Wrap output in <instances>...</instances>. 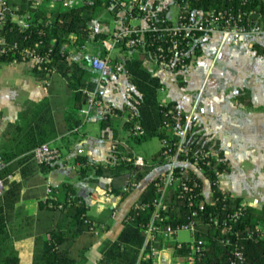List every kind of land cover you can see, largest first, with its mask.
Masks as SVG:
<instances>
[{
    "label": "trees",
    "instance_id": "16d2710c",
    "mask_svg": "<svg viewBox=\"0 0 264 264\" xmlns=\"http://www.w3.org/2000/svg\"><path fill=\"white\" fill-rule=\"evenodd\" d=\"M33 0H8L11 7L6 21L0 28L8 42H16L19 48H35L37 53L47 54L46 69H34L37 78H47L51 72L63 77L68 89L74 95L73 110L81 108L85 103L86 91L94 87V73L89 69L90 56L88 48L94 51L93 55H104L106 49L103 40L110 35V31H95L90 22H108L117 18V7H110L114 0H92L91 3L80 6H59L46 9L42 6L32 8ZM130 0H117L121 2ZM145 4V11L141 16L153 19L158 27L171 24L166 16V9L154 10L156 0H135L137 6ZM179 10L190 13L208 11H231L240 17L241 24L250 22H264L259 15L264 13V0H175ZM153 12V13H152ZM13 13L26 15L24 25H18L12 18ZM125 17V22L128 16ZM159 31H146L145 44L135 51L129 52L125 44L121 45V52L129 56L124 60L125 69L130 77L133 88L141 94L138 105V120L143 129L142 134H134L130 129V122H124L130 137L136 143L156 137L161 147L149 157H145L143 165H137L133 159H127L131 153L117 148L112 159L106 162H92L85 155L78 154L73 162L78 167V178L87 182L96 183L100 177L113 179L121 175L132 177L134 184L141 181L150 171L159 165L165 164V156L174 151L173 128L184 122L185 113L177 106L176 101L163 102L160 99V90L164 87L160 78L154 75L144 65L146 59L159 64L156 58L168 49L167 36L160 35ZM82 54L79 58L71 55V50ZM252 49L264 56V47L254 43ZM200 48L196 50V55ZM20 61V56L17 55ZM156 58V59H155ZM13 56L0 54V65L10 62ZM116 59V58H115ZM190 60L181 67L187 68ZM180 71L173 70L177 79H181ZM114 113L119 109L113 108ZM81 119H75L69 129L77 126ZM110 117L100 121L102 129L110 127ZM197 126L195 125V128ZM53 122L51 108L47 100L41 102L26 101L18 114V121L4 133V142L0 147V160L6 165L0 170V178L7 189L0 196V262L2 264H19L17 251L8 242L12 237L20 238L33 234L30 231L35 221L34 216L28 215L21 207H15L20 183L10 181L9 175L17 168L19 160L31 159V150L36 146L48 142L57 136ZM202 139L193 148L200 147L217 150L216 156L199 157L198 164L203 170L210 185V198L206 200L202 192V180L190 173L184 179L186 187L180 183L171 186L165 196L166 211L164 220L159 222L156 232V243L159 249H171L172 257H183L185 264H234L237 261L236 252L242 253L240 264H264V207L261 209L244 204L242 197L224 190L219 184V175L229 170L228 163L218 145L203 133ZM30 152V153H28ZM42 169L50 170L49 164H39ZM157 178L148 183L139 199L131 206L121 221V227L114 240L108 241L101 249L98 264H155L151 258L140 257L145 241L144 229L153 213V201L156 197ZM193 181L198 184L193 186ZM40 210L52 213L54 223L44 232L35 235L32 264H83L85 247L73 248L75 240L82 233L93 232L99 222V217L92 216L84 199L77 195L71 182H62L52 187L45 199L39 200ZM192 213L194 215L192 216ZM192 216L196 229L192 233V241L182 242L179 246L171 240H164L162 230L166 225L176 228ZM216 220V223L214 222ZM48 236V237H46ZM202 240L200 251H193V245ZM151 243L146 244L144 253L150 250Z\"/></svg>",
    "mask_w": 264,
    "mask_h": 264
},
{
    "label": "crops",
    "instance_id": "0c3cea01",
    "mask_svg": "<svg viewBox=\"0 0 264 264\" xmlns=\"http://www.w3.org/2000/svg\"><path fill=\"white\" fill-rule=\"evenodd\" d=\"M156 1L161 8L166 9V16L169 18V7L171 3L176 4L175 0ZM59 5L56 4L55 7ZM102 23L105 22L92 21L90 26L95 31L112 32L120 24L119 16L106 22V25ZM132 23L146 24L144 20ZM210 37L209 45L213 48H219L227 42L222 43L221 37L217 34ZM250 40H254L253 44L257 43L264 47V35L244 37L237 44L247 47ZM253 44L249 46V49L245 48L241 53H237L236 87H230L229 83H221L220 86L213 84L211 94L209 93L201 101H198V96L203 88L206 74L197 77L198 65L186 73L188 78L184 76L187 69L180 71L183 77L181 79H177L176 73L162 68L151 59H146L144 65L164 84L160 93L166 92L168 85L174 87L175 91L168 94L169 100L176 101L178 108L185 114L192 111L198 131L214 141L218 145V150L223 152L229 170L219 175V177L224 176L226 181L225 186L219 182L220 186L242 197L246 205L261 209L264 207V173L262 172L264 169L260 168L258 153L264 145V56L252 49ZM71 55L74 58L82 56L79 52H73ZM128 56L120 51L114 53L116 59L123 61ZM201 56L200 52L197 62L200 61ZM1 68H3L1 83L2 88L7 89V100L0 107V147L4 142L6 130L18 121V114L23 104L26 101L47 100L58 132L57 136L48 142L61 150V158L54 164H50L53 167L50 170L42 169L32 158L19 160L27 153L17 157L16 171L8 176L10 181L21 185L15 207L19 206L28 215L34 216L35 221L30 228L32 235L12 237L8 244L17 251L19 264H32L35 235L44 232L54 223L50 211L40 210L39 200L45 199L49 193V187H57L67 181L74 185L77 195L84 199L89 213L102 220L96 224L93 234L90 232L80 234L73 245L76 251L85 247L83 264H98L102 247L106 242L115 239L120 230L121 221L128 210L139 199L148 183L167 170L166 164L156 166L137 184H134L129 175H121L113 179L100 177L96 183L78 178L79 166L73 162L78 154L85 155L92 162L100 163L106 162L109 158L112 159L117 148L131 153L127 159L141 156L134 152L132 143L136 142L130 137L124 123L128 111L125 88L129 85L133 87L130 77L128 74H116L100 84L99 94L103 101L120 111L110 115L111 126L102 129L100 127L102 119L97 115H92L89 121L84 122L80 108L73 110L76 104L74 95L58 73L53 71L47 78H37L33 74L35 68L25 61L4 62L0 65ZM89 69L94 73L95 85L97 73L90 66ZM77 118H80L81 122L69 129V125L73 124ZM215 151L217 153V150ZM232 154L237 155L236 167L232 164ZM233 174H235L234 185L228 183ZM199 175L203 183L204 197L209 200L211 193L209 182L204 174ZM205 183L208 185L207 191H204ZM123 187L128 189L123 190ZM103 191H110L111 195L104 196ZM177 233L172 240L177 243L185 242L177 239ZM89 237L92 238L90 243L87 241ZM164 240L171 239L164 238ZM158 250H164L158 258L159 264H164L170 258L171 249L163 247Z\"/></svg>",
    "mask_w": 264,
    "mask_h": 264
},
{
    "label": "built area",
    "instance_id": "2783aa9c",
    "mask_svg": "<svg viewBox=\"0 0 264 264\" xmlns=\"http://www.w3.org/2000/svg\"><path fill=\"white\" fill-rule=\"evenodd\" d=\"M92 0H33L31 3L32 8L42 6L46 9L55 8L56 4H61L67 7L80 6L83 4L91 3ZM117 0L111 3L110 7H117L120 24L117 26L110 35L103 40V45L106 49L104 55H92L90 57V67L97 73L95 79V85L93 89L87 90L85 95V103L79 111L83 116V121L90 120L92 115H97L100 119H104L107 116L113 115L112 106L103 101L99 94V86L106 79L116 74H126L124 61L115 59V51L121 52V45L125 44V47L129 51H135L138 47L145 44V32L146 31H159L161 34L168 38V49L165 53H160L156 58L159 65L169 71L182 70L181 67L185 65L187 60H192L196 56V50H198L205 39L213 34H220L221 41H229L233 44L240 43L244 37H254L264 35V22H250L248 24H241V18L237 17L231 11L216 12L208 11L202 13H190L185 14V11L179 10L176 20L171 21V24H164L161 27L156 25L157 17L147 18L141 16L140 11H145V4L140 3L137 6L136 12H131L135 8L134 1L121 2L120 6L115 3ZM161 7L158 4L154 5V10H159ZM11 7L8 4V0H0V28L6 21L8 13H10ZM153 13V12H152ZM128 16V20L125 22V17ZM26 15L13 13L11 18L20 26L24 25V19ZM261 19H264V13L259 15ZM144 20L145 25H138L132 23L133 21ZM0 54H7L14 57L11 62H15L20 56V61L28 62L36 69H46L45 63L48 61L47 54L37 53L35 48L22 47L19 48L17 43H10L5 36L0 33ZM155 58V59H156ZM157 61V60H155ZM125 95L127 100L128 111L125 116L127 122L132 123L130 129L133 133L138 135L143 133V129L139 123L138 105L141 101V94L137 92L131 85L125 88ZM195 128L193 112L186 113L184 116V122L177 124L173 128V136L176 141L173 142L174 151L168 153L165 156V164L167 170L157 176L156 181V197L153 201V213L150 221L147 223L144 233L145 241L141 249L140 257L143 259L151 258L155 264H159L158 258L160 253L164 250H158L154 247L153 242L156 240L155 235L159 230V222L164 220L163 212L166 211L165 196L171 186L180 183L185 189L186 182L184 179L188 178L190 173L195 174L199 179L200 173L203 174L201 166L198 164L199 157L216 156V151L212 148H205L200 144V147L193 148V143L197 144L202 135L197 137L196 134L200 133ZM206 140H209L207 137ZM32 159L38 164H54L61 158V150L50 142H45L33 148L31 150ZM133 161L137 165H143L144 159L142 156H135ZM6 165L0 160V170ZM202 180V179H201ZM193 186L198 183L193 181ZM6 189L4 181L0 178V196ZM127 187H123V190H127ZM48 192H51V188H48ZM203 192V189H202ZM104 196L111 195L110 191H103ZM245 203H243L244 206ZM194 213H192V216ZM192 216H189L186 222L178 225L176 228H172L170 225H166L162 230L163 237L168 239L173 233H177L179 230H187L193 233L196 229V223ZM216 223V220L214 221ZM151 243L150 250L146 253L143 250L146 248V244ZM203 241L198 240L193 245V251L199 252ZM180 246L181 243H178ZM237 261L234 264H240L242 261V253L236 252ZM184 259L183 257H178Z\"/></svg>",
    "mask_w": 264,
    "mask_h": 264
},
{
    "label": "rangeland",
    "instance_id": "374dc122",
    "mask_svg": "<svg viewBox=\"0 0 264 264\" xmlns=\"http://www.w3.org/2000/svg\"><path fill=\"white\" fill-rule=\"evenodd\" d=\"M61 6V4L59 5ZM58 6V7H59ZM178 14V6L176 4L171 3L168 11L169 18L171 21H175ZM106 23V22H105ZM105 23H102L103 25H106ZM108 24V23H107ZM219 37H221L220 34ZM210 40L207 39L204 41V45L200 47V52L202 54L200 63L197 62L198 55L195 56L193 60L190 61V63L187 66V71L184 72V76H187L186 73L191 71L194 66H197V77L199 75L206 74V79L204 81L203 88L201 89L198 101H201V99L205 98L212 90L213 84L221 85V83H229L230 87H236L237 82V53H241V51L246 49H249L250 45L253 44L254 40H250L248 42L247 47H244L241 44H232L231 42L227 41L226 43H223L219 48H213L210 47ZM75 52L73 49L71 50V53ZM88 56L93 55L94 51L91 47L88 48ZM215 56V57H214ZM197 63H196V62ZM192 64V65H191ZM2 74H3V68L0 69V107L3 106V103L6 99L7 95V89H3V84L1 83L2 80ZM183 78V77H182ZM175 91L174 87L172 85H168V89L166 92L160 93V99L163 102H167L170 98L168 94H171ZM11 92V91H10ZM211 94V93H210ZM133 144V150L134 152L140 154L143 157L149 156L155 151H157L160 147V140L156 137H153L150 140L142 141L139 143H132ZM259 158V165L261 169H264V145L263 148L258 153ZM236 159L237 155L232 154L231 160L234 167H236ZM264 173V170L262 171ZM219 182L222 186H225L226 183L225 177L220 176ZM228 183H231L232 185L235 184V174L230 178ZM208 190V185L205 183L204 185V191ZM177 239L181 241H192L191 233L187 230H179L177 233ZM89 243L92 241V238L89 237L87 240ZM2 264V262H0ZM164 264H185L184 260H179L178 257H172L170 255V258L168 261L164 262Z\"/></svg>",
    "mask_w": 264,
    "mask_h": 264
}]
</instances>
